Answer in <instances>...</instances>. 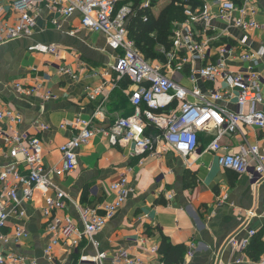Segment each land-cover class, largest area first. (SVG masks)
I'll list each match as a JSON object with an SVG mask.
<instances>
[{"label":"crops","instance_id":"obj_1","mask_svg":"<svg viewBox=\"0 0 264 264\" xmlns=\"http://www.w3.org/2000/svg\"><path fill=\"white\" fill-rule=\"evenodd\" d=\"M14 1L2 0V20L10 26L16 25L20 17L12 7ZM124 1L118 0L117 6ZM220 1L227 0H200L198 7L216 8L215 3ZM254 1L259 9L256 20L260 28L245 33L222 22H213L208 34L213 46L230 45L237 48L236 54L247 50L257 52L264 47V0ZM123 7L132 9L131 4H123ZM155 9L153 13L158 14L160 11L155 13ZM245 37L246 47L241 45ZM35 44L57 45L59 58L32 53L30 48ZM162 47H157L158 53ZM215 54L213 50L212 56ZM121 55L123 51L116 52L109 47L105 35L84 30L79 15L64 18L42 9L37 13L32 36L0 46V109L13 110L22 117V124L4 121L0 122V129L7 131L10 127L13 134L29 132L40 138L48 171L61 169L63 159L59 149L78 134L70 127L62 129L64 123L77 118L91 120L100 112L103 117L94 119V127L107 131L118 119L134 114L130 97L133 88L128 79L112 70ZM163 61L164 58L147 62L162 64ZM227 64L233 73L244 69L233 57H227ZM60 67L71 69L77 79L58 74ZM104 71H110L107 79L100 76ZM261 73L264 79V58ZM175 78L190 85L179 75ZM45 79L50 81L45 83ZM16 83L29 88L44 84L56 99L43 101L40 97L20 95L14 89ZM103 86L102 95L91 99L90 94ZM221 88L223 85L199 84L204 93ZM262 98L259 109L264 111V84ZM232 102L226 106L236 111L235 100ZM41 124L49 129L42 131ZM246 132L249 143L258 146L264 155V132L252 128ZM160 134L151 127L147 136L154 141V151L138 156L134 145L113 147L108 138L99 133L78 150L76 171L53 178L54 185L69 198L66 209L57 212V217H68L79 231L84 229L80 209H101L105 202L111 201L109 187L122 175L128 176L132 190L125 205L92 239L84 238L73 248L70 241L61 237L60 245L53 250L55 264H100L98 253L104 252L110 259L123 250L148 264L165 263L159 253L158 256L151 253L153 249L158 251L164 240L186 248L182 264H236L241 258H245L243 264H255L262 258L264 253L254 261L250 248L243 253L233 249L229 241L233 237L242 241L248 236L247 230H256L258 234L253 241L257 239L264 245V183L256 184L251 175H238L222 168L218 164L222 152L208 151L213 134L202 132L199 149L188 157L178 155L164 141H157ZM221 145L225 151L239 154L243 142L240 136L228 135L221 140ZM12 163L8 151L0 146V171ZM19 172L22 176L28 174L25 166L19 167ZM16 188L21 204L11 213L5 232L13 234L15 228L22 227L28 237L18 244L12 241L8 248L38 264H54L45 255L53 237L48 230L49 219L43 214L45 196L36 191L33 198L26 201L23 200L25 186L16 184ZM8 208L11 210V206ZM19 212L24 215L20 216ZM100 214L104 212L101 210ZM190 251L192 255L188 256Z\"/></svg>","mask_w":264,"mask_h":264},{"label":"built area","instance_id":"obj_2","mask_svg":"<svg viewBox=\"0 0 264 264\" xmlns=\"http://www.w3.org/2000/svg\"><path fill=\"white\" fill-rule=\"evenodd\" d=\"M200 2V0H195ZM118 0H16L13 9L20 15L16 25H7L2 20L4 9L0 0V46L7 42L33 35L37 13L48 9L50 14L69 18L79 15L80 24L86 31L106 36L109 47L116 52L123 51L116 65L112 68L121 78L128 79L133 90L130 93L135 110L129 118L118 119L107 131L94 127V119H75L62 125V129L70 127L78 132L59 151L63 159L61 169L48 171L44 162V147L40 138L29 132L11 133L0 129V146L8 151L13 163L0 171V264H38L24 255L16 254L8 247L11 242L18 244L28 237L22 227L15 228L13 234L5 232L11 213L20 207L16 184L24 185L23 200L30 201L36 191L45 196L44 216L49 219L48 230L52 234L51 243L45 251L47 260L55 264L53 250L60 245V238L70 241V246L77 248L82 239H92L100 233L107 223L125 205L132 192L127 175L112 183L109 187L111 201L105 202L101 209H80L83 231L74 227L68 217L59 218L57 212L66 209L68 195L56 187L53 178H61L73 173L78 165V150L88 145L97 134L105 135L111 146L126 147L134 145L135 155H143L154 151V141L147 136L151 127L161 132L157 141H164L178 155L188 157L199 149L200 134H213V141L208 151L218 154V164L238 175H251L256 184L264 183V155L258 146L249 143L246 129L252 128L264 132V111L259 109L263 103L261 60L264 58V47L259 51H243L236 54L237 48L227 44L213 46L208 36L213 22H222L228 27L242 32L257 31L259 13L254 0L220 1L213 6L202 5L196 9L185 7L186 20L174 23L171 45L162 47L159 54L164 58L162 64L144 60L133 41L129 39L127 21L132 9H117ZM151 0H145L144 6L149 8ZM215 9V11H214ZM245 37L241 45L246 47ZM215 55L212 56V51ZM35 54L59 58L60 48L57 45L35 44L30 48ZM227 57L238 59L244 65L240 72L229 70ZM111 70V71H112ZM58 74L77 76L68 67L58 68ZM110 71L101 72L107 79ZM179 75L190 85H184L175 78ZM50 79H45L48 83ZM200 83L223 85L221 89L206 91L199 89ZM104 87L90 94L91 99L100 97ZM14 89L20 95L40 97L43 101L55 100V96L44 85L37 83L33 87H24L16 83ZM237 107L232 111L226 106L233 103ZM2 98L0 96V106ZM22 124V117L10 109H0V122ZM46 131L49 127L41 124ZM228 135L240 136L243 145L241 153L231 154L222 147L221 140ZM25 166L27 176H22L19 167ZM15 183V185H14ZM11 206V210H9ZM104 214H100V211ZM23 216V212H19ZM248 236L242 241L233 237L229 245L245 253L250 248L258 231L247 230ZM158 256L157 249L151 251ZM192 252L188 253L191 256ZM109 260V262H108ZM245 258L236 261L243 264ZM100 264H148L141 257H133L129 252L118 251L108 257L104 252L97 255ZM154 264H166L157 261ZM255 264H264V255Z\"/></svg>","mask_w":264,"mask_h":264},{"label":"trees","instance_id":"obj_3","mask_svg":"<svg viewBox=\"0 0 264 264\" xmlns=\"http://www.w3.org/2000/svg\"><path fill=\"white\" fill-rule=\"evenodd\" d=\"M159 1L161 0H151L149 8L144 6L143 0H125L119 4H131L132 13L127 23L129 38L146 61L163 60L157 47L169 48L174 23H183L186 20L184 7L188 5L196 9L199 5V2L195 0H170V3L165 5L158 14H154L152 8ZM249 251L252 259L257 261L264 253V245L256 239L252 242ZM158 253L163 256L166 264H182L186 248L173 246L164 240Z\"/></svg>","mask_w":264,"mask_h":264},{"label":"rangeland","instance_id":"obj_4","mask_svg":"<svg viewBox=\"0 0 264 264\" xmlns=\"http://www.w3.org/2000/svg\"><path fill=\"white\" fill-rule=\"evenodd\" d=\"M168 3H170V0H161L156 4L155 7H153V8L151 7L152 11H153V9L156 8L154 11H155V13H158L160 11L161 7H163L165 4H168ZM121 7H122V5H119V6H117V9H120Z\"/></svg>","mask_w":264,"mask_h":264}]
</instances>
